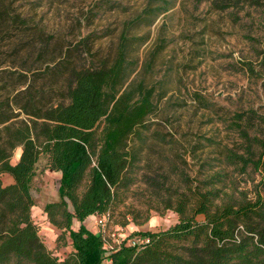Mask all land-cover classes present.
Instances as JSON below:
<instances>
[{"label":"rangeland","instance_id":"obj_1","mask_svg":"<svg viewBox=\"0 0 264 264\" xmlns=\"http://www.w3.org/2000/svg\"><path fill=\"white\" fill-rule=\"evenodd\" d=\"M159 1L0 0V111L16 116L7 124L27 121L20 107L29 98L42 108L66 104L69 70L112 62L125 32L133 44L130 59L135 71L130 81L157 89V109L148 122L146 142L135 141L141 149L138 182L105 228L107 239L113 234L163 231L178 222L168 210L151 211L149 220L140 218L138 226L115 225L122 216L131 220L145 209L149 194L144 175L165 174L180 185L179 172L202 180L225 169L230 179L226 192L236 199L264 197L259 186L264 174L248 169L240 175L219 164L225 149L243 153L244 141L231 128L235 115L254 111L257 118L250 135L264 137V68L260 66L264 11L244 7L222 12L209 1L167 0L168 10L158 14ZM147 8L151 15L145 17ZM20 152L21 148L14 151L12 164L18 162ZM60 177L42 158L31 194L39 236L47 250L62 260L72 251L70 240H58L61 231L43 212L44 205L59 200ZM1 181L4 186L12 183L7 175ZM96 221L91 218L84 224L97 233ZM79 226L74 221L72 228Z\"/></svg>","mask_w":264,"mask_h":264},{"label":"trees","instance_id":"obj_2","mask_svg":"<svg viewBox=\"0 0 264 264\" xmlns=\"http://www.w3.org/2000/svg\"><path fill=\"white\" fill-rule=\"evenodd\" d=\"M197 1H209L222 12L244 7L264 11V0ZM159 3L156 12L165 13L170 4ZM131 41L122 33L110 63L70 69L66 104L42 108L29 98L20 107L28 119L20 124H7L16 116L0 111V264H264V197L236 199L226 192L230 179L225 169L202 180L179 172L180 185L165 174L143 176L149 194L145 209L137 211L140 217L124 215L115 225L138 226L151 211L170 210L178 222L167 230L131 232L117 245L84 224L90 217L103 218L106 228L128 198L141 162L135 141L146 142L148 122L156 113V87L130 81L135 71ZM260 66L264 68V59ZM249 71L254 72L252 67ZM256 118L254 111L235 115L231 128L244 141L243 153L220 152L219 164L240 175L248 169L264 174V137L250 135ZM17 148L19 160L12 164ZM42 158L61 174L59 200L44 205L43 212L61 231L58 240H70L72 251L62 260L47 250L32 219L31 186ZM4 175L11 184H2ZM259 186L264 188V179ZM74 221L80 223L76 230ZM136 237L148 243L128 244Z\"/></svg>","mask_w":264,"mask_h":264},{"label":"built area","instance_id":"obj_3","mask_svg":"<svg viewBox=\"0 0 264 264\" xmlns=\"http://www.w3.org/2000/svg\"><path fill=\"white\" fill-rule=\"evenodd\" d=\"M96 227L98 228L97 233H105V220L103 218H96ZM123 237L121 235L116 236L115 234L112 235V241L115 244H120L122 242ZM148 243V239L145 237H136L132 240L128 241V244L132 245H143Z\"/></svg>","mask_w":264,"mask_h":264},{"label":"crops","instance_id":"obj_4","mask_svg":"<svg viewBox=\"0 0 264 264\" xmlns=\"http://www.w3.org/2000/svg\"><path fill=\"white\" fill-rule=\"evenodd\" d=\"M91 218H94V217H90L89 219H91ZM88 220V219H87Z\"/></svg>","mask_w":264,"mask_h":264}]
</instances>
